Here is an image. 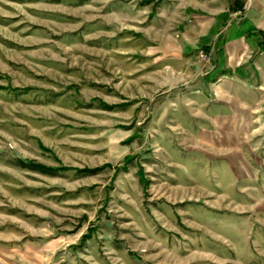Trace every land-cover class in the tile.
<instances>
[{
	"label": "rangeland",
	"instance_id": "374dc122",
	"mask_svg": "<svg viewBox=\"0 0 264 264\" xmlns=\"http://www.w3.org/2000/svg\"><path fill=\"white\" fill-rule=\"evenodd\" d=\"M188 15L0 0V264H264V123L214 118Z\"/></svg>",
	"mask_w": 264,
	"mask_h": 264
},
{
	"label": "crops",
	"instance_id": "0c3cea01",
	"mask_svg": "<svg viewBox=\"0 0 264 264\" xmlns=\"http://www.w3.org/2000/svg\"><path fill=\"white\" fill-rule=\"evenodd\" d=\"M188 14L185 50L208 56L203 80L215 79L214 118L236 122L234 136L245 135L243 123L246 135L255 132L264 123V0H188Z\"/></svg>",
	"mask_w": 264,
	"mask_h": 264
},
{
	"label": "built area",
	"instance_id": "2783aa9c",
	"mask_svg": "<svg viewBox=\"0 0 264 264\" xmlns=\"http://www.w3.org/2000/svg\"><path fill=\"white\" fill-rule=\"evenodd\" d=\"M201 56H204L203 52L201 53Z\"/></svg>",
	"mask_w": 264,
	"mask_h": 264
}]
</instances>
